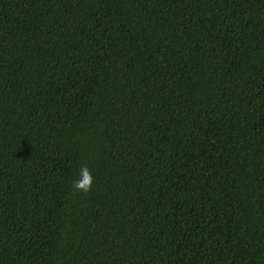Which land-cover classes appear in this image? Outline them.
I'll return each mask as SVG.
<instances>
[{
	"label": "trees",
	"instance_id": "16d2710c",
	"mask_svg": "<svg viewBox=\"0 0 264 264\" xmlns=\"http://www.w3.org/2000/svg\"><path fill=\"white\" fill-rule=\"evenodd\" d=\"M0 264H264V0H0Z\"/></svg>",
	"mask_w": 264,
	"mask_h": 264
},
{
	"label": "clouds",
	"instance_id": "9594fccd",
	"mask_svg": "<svg viewBox=\"0 0 264 264\" xmlns=\"http://www.w3.org/2000/svg\"><path fill=\"white\" fill-rule=\"evenodd\" d=\"M91 176L86 169L82 170V180L75 183L77 189H82L83 191H88L91 186Z\"/></svg>",
	"mask_w": 264,
	"mask_h": 264
}]
</instances>
